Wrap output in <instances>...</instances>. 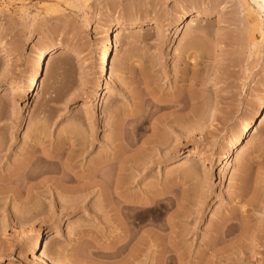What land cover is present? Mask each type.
Segmentation results:
<instances>
[{
    "label": "rangeland",
    "instance_id": "rangeland-1",
    "mask_svg": "<svg viewBox=\"0 0 264 264\" xmlns=\"http://www.w3.org/2000/svg\"><path fill=\"white\" fill-rule=\"evenodd\" d=\"M250 7L0 0L8 47L0 52V181L13 177L0 185V264H264V120L220 171L241 129L264 111V34ZM115 25L105 81L100 55ZM54 43L68 53L49 56L27 99L37 55ZM16 84L22 90L12 92ZM101 84L106 103L96 111ZM44 157L49 173L39 175ZM27 159L33 168L21 173ZM99 162L95 178L80 183L94 180L95 189H54L64 167L83 176ZM125 202L135 204L122 226ZM40 234L46 240L33 253Z\"/></svg>",
    "mask_w": 264,
    "mask_h": 264
},
{
    "label": "bare ground",
    "instance_id": "bare-ground-1",
    "mask_svg": "<svg viewBox=\"0 0 264 264\" xmlns=\"http://www.w3.org/2000/svg\"><path fill=\"white\" fill-rule=\"evenodd\" d=\"M250 2H251V4L254 5V8H255L254 9V8L250 7V11L252 12V14H256L257 15V18H258L257 23H258V28H259V35L261 37L264 34L263 30H262L263 22H264V0H250ZM197 16H200L199 12L197 13L196 17H191V18L188 19V21H187V23L185 25V29H192L197 24V22H198ZM154 24H156V23H154ZM119 28H120V25H115V26L109 28V30L107 32V38L108 39H107L105 45L103 46V50H102L101 55H100V62H99L98 71H99V75H100L101 79L105 80V81L106 80H108V81L110 80L109 76H108L110 55H111V52H112V47L114 45H116V43H117V31H118ZM152 28H153L152 26L149 27V29H152ZM188 45H190V43ZM59 50H61L60 52L63 53V54H67L68 53L67 51L63 50L62 47H60V45L58 43H54V44L50 45L47 49L41 50L39 52V54L37 55V58H36V60L34 62L33 75L30 77V79L28 81L27 88L25 90L27 99H31L34 96V94L37 91V89H38V82H39V79H40V77L42 75L43 67L45 65L46 60L49 58V56L54 55ZM7 51H8V47L6 46V44L3 43V42H0V52H7ZM21 90H22V86L20 84H16V85L12 86V92H19ZM103 91H104V87L102 86V84L97 86L96 89H95V92H96V98H95V100H96V105H95L96 106V111L101 110L102 107L104 106V104L106 103L105 94L103 93ZM192 97H190V99ZM259 119H260V121L264 120V111L263 110L258 111L257 113H255L250 118L248 123L241 129V131L237 135L235 143L232 146L229 147L228 152L222 157L223 160H222V162L220 164V166H221L220 171L221 172H224V173L226 172V169L228 167L230 159L232 158L233 153H235L236 151L242 149V145L244 144V142L246 140L247 134L249 133L250 129H252L253 127L256 126L257 121ZM1 147H2V144H0V148ZM78 147L80 148L81 144L78 145ZM192 152L193 151L188 152L185 157L186 158H191L192 156H194L193 155L194 153H192ZM137 159H135V160H137ZM42 160L44 161L45 165L44 164H43V166L41 165L42 167H40V165H39V167H40L39 169L40 170H37V171H39V175H44V174L49 173L48 172L49 169H48L46 163H49L52 160V158L44 157V158H42ZM31 161L32 160L27 159L26 162L23 161L24 165H23V163H21V165H23V166H20V169L18 168L20 171H22L21 173H23V170H25L26 168H33V167H29L30 164H31ZM205 162H207L206 159H202V160L199 161V163H205ZM100 165H101L100 162L97 163L96 166L94 167V169H91L90 172H88L89 173L88 175H83V176H80V175L78 176L77 174H74L72 172L71 166L64 167L63 177L60 178V180L54 181V183H55L54 184V189L56 191H58V192H61V193H66V192L74 190V192L75 193L77 192V194H79V195H81L82 191H85L87 188L88 189H95V187H97V182L96 181L94 182V180H93V182L91 181L92 183H89V184H81L80 185V183L86 178H95L96 172H97V170H98ZM26 172L27 173L25 174V176H26L25 178H27V180L29 178H32V177H30L31 173H29V169ZM34 174L35 173H33V175ZM12 178L11 179H6L3 182L0 181V185H2L3 183H10V181L13 180ZM68 182H74L76 184V186L75 187L67 186L66 184ZM156 193H157V191L154 194H156ZM162 194L163 193H161V191H160V193L158 195H153L152 197L148 196V198L149 197L150 198L148 200L147 199L146 200L143 199V202L141 201L142 203H140V204H142L143 206H149V205H151V203L153 204V202H155L156 199L158 200L159 195H162ZM80 198L82 199V197H80ZM125 204H127V205L126 206H122L120 208V218H117L119 220V224H121L122 226L124 225V222L126 223V221L129 220V214H128L129 213V209H130L129 206H131V205H133L135 203L134 202L133 203L125 202ZM124 211H125V213H124ZM29 213H30V215L33 214V212H29ZM39 236H40V239H36L31 245L33 253L34 252H39L42 242L46 240L43 234H40ZM41 259H42V261L46 260L44 255H41Z\"/></svg>",
    "mask_w": 264,
    "mask_h": 264
}]
</instances>
